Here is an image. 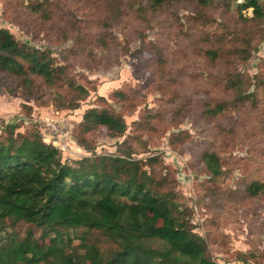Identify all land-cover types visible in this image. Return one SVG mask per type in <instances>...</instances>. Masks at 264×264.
<instances>
[{
  "label": "rangeland",
  "instance_id": "374dc122",
  "mask_svg": "<svg viewBox=\"0 0 264 264\" xmlns=\"http://www.w3.org/2000/svg\"><path fill=\"white\" fill-rule=\"evenodd\" d=\"M235 1L201 7L169 0L155 10L146 0H0V29L65 69L60 83L40 85L33 96L4 80L0 134L12 125L38 133L64 163L95 155L140 161L166 179L214 262L264 264V195L247 194L253 180L264 182V25L240 22ZM248 42V60L239 63ZM216 48H223L222 58L210 61L206 53ZM242 73L252 83L245 101L226 87L228 76ZM71 82L89 90L75 109L68 107L78 99ZM209 102L226 109L207 118ZM91 108L123 116L128 128L122 138L103 128L89 132V153L78 141ZM205 151L221 156L226 174L217 184L203 171ZM82 231H72L64 244L84 264L74 238ZM240 253L249 254L247 261Z\"/></svg>",
  "mask_w": 264,
  "mask_h": 264
},
{
  "label": "trees",
  "instance_id": "16d2710c",
  "mask_svg": "<svg viewBox=\"0 0 264 264\" xmlns=\"http://www.w3.org/2000/svg\"><path fill=\"white\" fill-rule=\"evenodd\" d=\"M146 1L158 10L169 0ZM190 1L201 7L215 3ZM233 7L240 22L264 25V0H236ZM248 43L239 63L248 60ZM223 51L216 48L206 55L216 62ZM64 78L65 69L56 66L50 53L30 48L9 30L0 29V84L14 80L33 96L38 86H54ZM251 86L243 73L226 80L228 92L240 101L249 99L246 92ZM69 89L78 96L77 103L68 106L71 109L89 96L87 88L73 82ZM116 93L124 96L121 90ZM225 109L224 103L209 102L205 115L214 119ZM80 128L83 137L78 142L91 153L86 134L103 128L111 137L122 138L128 125L123 116L108 109L91 108ZM17 131L16 125L6 126L0 134V264H83L70 256L64 244L77 230H83L74 238L87 260L84 264H218L174 193L167 190L166 179H157L142 162L124 155H95L64 163L38 133ZM200 161L211 183L225 177L216 152L205 151ZM247 189L250 198L263 196L264 182L253 180ZM239 255L244 261L249 257Z\"/></svg>",
  "mask_w": 264,
  "mask_h": 264
},
{
  "label": "built area",
  "instance_id": "2783aa9c",
  "mask_svg": "<svg viewBox=\"0 0 264 264\" xmlns=\"http://www.w3.org/2000/svg\"><path fill=\"white\" fill-rule=\"evenodd\" d=\"M46 123H47V125L49 124V125H52L53 126V129H57V127H55L53 124H51L49 121H46ZM51 139V138H50ZM51 141V140H50ZM67 145V146H66ZM69 146V143L68 142H66L65 143V147L64 148H62L61 147V149L64 151L65 149H66V147H68Z\"/></svg>",
  "mask_w": 264,
  "mask_h": 264
}]
</instances>
